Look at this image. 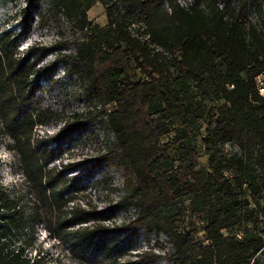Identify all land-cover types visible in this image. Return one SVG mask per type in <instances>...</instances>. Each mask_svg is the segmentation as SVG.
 Instances as JSON below:
<instances>
[{"label": "trees", "instance_id": "obj_1", "mask_svg": "<svg viewBox=\"0 0 264 264\" xmlns=\"http://www.w3.org/2000/svg\"><path fill=\"white\" fill-rule=\"evenodd\" d=\"M96 4L104 27L88 20ZM55 14L85 33L74 53L20 51ZM16 18L19 32L0 35V137L21 181L0 188V264H39L24 254L38 226L72 264H264V0H23ZM60 67L86 83L83 111L67 118L44 106ZM52 121L56 136L37 133ZM95 122L113 139L96 164L128 174L113 201L92 196L94 166L70 175L65 163ZM185 211L201 217L205 242L182 230ZM141 235L169 244L137 252Z\"/></svg>", "mask_w": 264, "mask_h": 264}, {"label": "rangeland", "instance_id": "obj_2", "mask_svg": "<svg viewBox=\"0 0 264 264\" xmlns=\"http://www.w3.org/2000/svg\"><path fill=\"white\" fill-rule=\"evenodd\" d=\"M23 6V0L18 1V6L0 1V35L4 32H19L20 24L16 18L19 7ZM88 20L95 26H106L107 19L105 9L101 4H96L88 12ZM84 31L74 26L73 21L67 20L61 14H55L50 17L48 25L44 29H39L35 26L28 39L22 41L20 51H25L35 43L55 48L53 54L48 57L47 61H53L56 54L71 55L74 53L73 43L78 40H83ZM57 78L59 82L51 89H48L44 97V106L50 108L58 115L67 118L74 112H81L86 105L85 99L82 98V92L86 85L85 79L74 75L68 76L66 70L60 67ZM134 80L140 79V76H134ZM62 124L52 121L50 125L44 129H38L39 135L46 134L48 136H56ZM93 132V133H92ZM90 134L85 136H94L84 140H79L74 143L65 154V163H70L76 166V169L70 175H78L84 171H88L90 166L95 167L96 180L95 186L91 189V194L98 202H107L118 199L121 194V186L128 176L123 168L116 165L101 167L96 164V158L100 155L105 147L112 143V135L108 132L103 124L95 122ZM173 138L168 136L163 140L167 143ZM200 136H197L199 140ZM8 140L0 137V188L12 191L18 188L21 181V176L18 166L14 159V154L10 152L6 145ZM228 152H237L236 148L226 147ZM200 153V151H199ZM168 157L172 158L176 164L184 161L183 154L175 151L171 152ZM205 157H199V168L206 170ZM188 202L184 203L187 207ZM127 216H131L130 212H125ZM123 215V218L127 217ZM180 226L182 230L195 233V238L199 242H205L201 217L194 215L189 211H185L181 216ZM25 237V252L27 258L32 261H39V264H72L69 259L68 250L54 242L41 226L34 229L33 233ZM158 244L161 248H166L169 241L165 237L153 236L147 238L144 235L140 236L136 246L138 250H146L148 248L156 254H161V248L156 247ZM156 264H169L167 261L161 260Z\"/></svg>", "mask_w": 264, "mask_h": 264}, {"label": "built area", "instance_id": "obj_3", "mask_svg": "<svg viewBox=\"0 0 264 264\" xmlns=\"http://www.w3.org/2000/svg\"><path fill=\"white\" fill-rule=\"evenodd\" d=\"M178 4L181 6V7H184V8H188L189 6H191L193 4V0H177ZM222 9V6L220 7ZM257 18L255 17H252V22H256L258 20H256ZM256 85H257V90H258V94L261 96V97H264V79L263 77H258L256 79Z\"/></svg>", "mask_w": 264, "mask_h": 264}]
</instances>
